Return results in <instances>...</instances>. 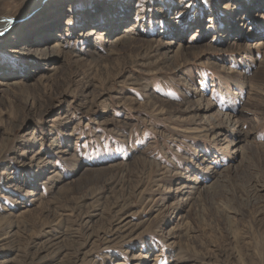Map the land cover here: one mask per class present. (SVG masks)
Wrapping results in <instances>:
<instances>
[{
	"label": "rangeland",
	"instance_id": "374dc122",
	"mask_svg": "<svg viewBox=\"0 0 264 264\" xmlns=\"http://www.w3.org/2000/svg\"><path fill=\"white\" fill-rule=\"evenodd\" d=\"M0 33V264H264V0H0Z\"/></svg>",
	"mask_w": 264,
	"mask_h": 264
},
{
	"label": "bare ground",
	"instance_id": "6f19581e",
	"mask_svg": "<svg viewBox=\"0 0 264 264\" xmlns=\"http://www.w3.org/2000/svg\"><path fill=\"white\" fill-rule=\"evenodd\" d=\"M254 2H255V0H254ZM255 5H257V4H255ZM255 5H253V6H255ZM57 7V6H56ZM106 6H104V8H105ZM55 7H52V8H50V9H47V10H45V12H53L55 9H54ZM59 9H60V6L58 7ZM253 8V7H252ZM44 9V8H43ZM42 10V9H41ZM97 10H102V9H97ZM111 11H112V9H108V8H105V12L106 13H111ZM245 11H246V9H245ZM101 12V11H100ZM45 14V13H44ZM39 15H42L43 16V12H38V13H36L35 15H34V18H33V21H34V19L36 18V17H38ZM119 19V18H118ZM31 21V20H30ZM45 22V21H44ZM52 25H55V24H49L48 25V27L50 26H52ZM48 29H50V28H48ZM48 31V30H47ZM49 32V31H48ZM137 42V41H136ZM144 42V41H143ZM141 43L140 45H141V47H142V50H143V54H142V56H141V58L139 59V65L138 66H144L145 64H143L145 61H147V57L146 56H149V55H151V49H153L152 51H154V47L153 46H151L150 44H147V43ZM148 42V41H147ZM144 44V45H143ZM143 45V46H142ZM157 46H158V44H157ZM142 52V51H141ZM167 56V55H166ZM175 56V55H174ZM177 56V58L179 59V58H182L184 55L183 54H177L176 55ZM163 108V107H162ZM216 120V119H215ZM121 170V169H120ZM118 171V170H117ZM121 224V221L118 223V226L114 229H111L110 231L112 232V234L113 233H115V232H117L122 226H119ZM113 235H115V234H113ZM113 235H111V236H113Z\"/></svg>",
	"mask_w": 264,
	"mask_h": 264
},
{
	"label": "snow or ice",
	"instance_id": "6c2138e0",
	"mask_svg": "<svg viewBox=\"0 0 264 264\" xmlns=\"http://www.w3.org/2000/svg\"><path fill=\"white\" fill-rule=\"evenodd\" d=\"M219 2L222 3L225 8H229L234 2V0H219ZM69 23H72V21H69ZM0 35H3V33H0Z\"/></svg>",
	"mask_w": 264,
	"mask_h": 264
}]
</instances>
